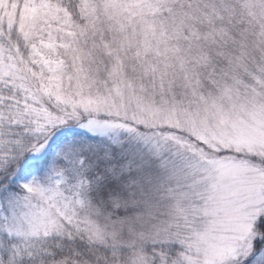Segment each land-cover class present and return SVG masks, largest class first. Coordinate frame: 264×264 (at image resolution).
I'll use <instances>...</instances> for the list:
<instances>
[{
  "label": "snow or ice",
  "instance_id": "snow-or-ice-1",
  "mask_svg": "<svg viewBox=\"0 0 264 264\" xmlns=\"http://www.w3.org/2000/svg\"><path fill=\"white\" fill-rule=\"evenodd\" d=\"M0 264H264V0H0Z\"/></svg>",
  "mask_w": 264,
  "mask_h": 264
}]
</instances>
